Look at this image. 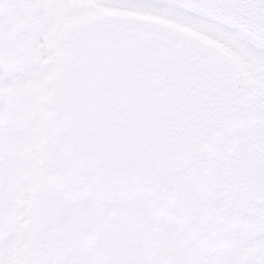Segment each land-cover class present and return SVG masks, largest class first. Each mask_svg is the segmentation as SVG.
<instances>
[{
    "label": "snow or ice",
    "instance_id": "obj_1",
    "mask_svg": "<svg viewBox=\"0 0 264 264\" xmlns=\"http://www.w3.org/2000/svg\"><path fill=\"white\" fill-rule=\"evenodd\" d=\"M0 264H264V0H0Z\"/></svg>",
    "mask_w": 264,
    "mask_h": 264
}]
</instances>
